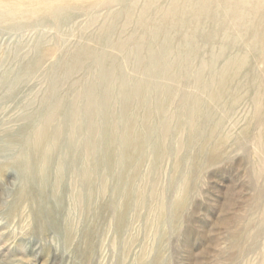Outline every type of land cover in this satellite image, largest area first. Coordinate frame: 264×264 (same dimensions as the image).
Instances as JSON below:
<instances>
[{"label":"rangeland","instance_id":"obj_1","mask_svg":"<svg viewBox=\"0 0 264 264\" xmlns=\"http://www.w3.org/2000/svg\"><path fill=\"white\" fill-rule=\"evenodd\" d=\"M6 1L0 0V264H264V191L262 177L255 173L258 158L264 162V157L244 133L258 116L245 100L228 115L206 91L192 84L203 52L211 47L203 50L196 43L191 55H181L177 71L182 75L175 82L162 78L151 64L146 67L151 70L135 72L125 55L134 44L124 35L138 32L119 31L124 16L114 29L103 32L106 9L80 6L59 11L58 22L49 19L32 25L9 15ZM131 11H125V16ZM107 38L112 39L108 44ZM83 47L106 58L107 69L115 60L120 75L142 83L152 106L165 99L164 92L172 93L169 102L164 100L161 116L151 110L152 125L143 130L148 132L146 144L135 151L130 145L136 166L122 160L124 145L118 138L111 144L113 162L105 156L99 163L97 151H105L107 138L101 130L94 135L92 152L97 162L92 167L95 177L103 178V187L94 177L89 184L81 183L80 173L87 163L84 126L71 139V149L65 130L61 133L57 154L47 160L43 180L37 172L41 163L36 158L30 161L26 147L35 121L56 103L50 93L52 78L60 77L68 61H78L66 65L76 86L63 95L61 110L77 94H85L83 83L92 75L87 67L95 59H87L82 67ZM173 47L174 53L182 48L176 41ZM235 47L238 51L239 45ZM246 58L247 71V64L255 59L249 54ZM33 64L32 71L23 72ZM208 70L204 69L202 78ZM255 70H262L259 61ZM62 80L56 81L58 90ZM190 98L202 103L210 115L207 125L197 122L189 134L177 121L184 117ZM114 107L118 125H129L131 121L124 122L120 115L128 114L129 107L123 109L119 103ZM167 116L174 122L163 137ZM211 122L216 134L203 142ZM220 133L226 134V142L218 158L207 161L209 147L217 144ZM17 134L15 147L3 144ZM59 154L64 156L61 180L54 170Z\"/></svg>","mask_w":264,"mask_h":264},{"label":"bare ground","instance_id":"obj_2","mask_svg":"<svg viewBox=\"0 0 264 264\" xmlns=\"http://www.w3.org/2000/svg\"><path fill=\"white\" fill-rule=\"evenodd\" d=\"M6 5L9 15L20 16L28 22L31 21L32 25L44 24L49 19H55V22H58L57 13L70 10V8L72 10L80 6L93 9L104 7L106 14L100 27L103 32L106 29H114L120 16H124L119 21L121 22L119 31L124 32L127 28H133L138 32L131 36L124 35L134 44V47L125 55L130 60L132 68L136 70L135 72L144 73L151 70L146 68L151 64L162 78L175 82L182 75L177 71V61L181 59V55L185 54L186 57L188 54L191 55L196 43L204 47L203 50L210 46V50L203 52V58L200 59L196 70L197 76L192 84L206 91L215 104H220L221 109L225 110L228 115L233 112V107L241 100L249 103L252 113L258 116V119L250 121L244 133L252 138L257 153H261L264 157V0H7ZM128 10L132 11L125 16V11ZM162 14L163 17L158 19L157 17ZM228 23L231 24L230 27L227 26ZM207 28L210 30L207 31ZM102 38L99 35L98 40ZM111 40L107 38L105 43L108 44ZM175 41L182 47L181 50L178 48V53H174ZM122 44V41L117 42L118 47ZM237 45H239L238 51H235ZM182 51H184L183 54ZM82 52L85 55L82 61L79 60L82 67L90 61L87 59H95L89 64V68L87 67V69L92 68V75L88 78L90 80L83 83L86 87L85 94L83 96L77 94L72 103L69 100L67 109L61 110L65 104L63 95L76 86L75 81H71V75L67 73L70 67L66 65L74 66L78 64V61H68L70 63H65L59 72L60 77L56 75L58 77L52 78L50 93L56 103L47 110L44 117L34 120L35 124L31 127L30 136L27 139L30 140L28 144L27 141L25 143L30 146H26L30 161L36 158L41 163L37 172L43 180L48 172L47 160L55 153L57 154L63 137L61 133L65 130L68 146L71 149V139L84 126L87 163L80 173L83 178L81 183L83 181L89 184L94 177V180L103 187V178L95 177L92 166H95L97 161L100 163L102 157L105 156L112 160L114 153H112L111 144L116 138L124 145V151H121L122 160L136 166L133 162L135 154L129 150L130 145L133 143L130 149L135 151L137 146L140 149L146 144L144 137L148 132H143V130L151 124V110L161 116L164 102L172 99V93L170 96V93L164 92L165 99L163 97L162 99L165 101L157 100L152 106L151 100L144 94L143 84L120 75L119 66L115 60H112L114 63L107 69L103 63L106 58L98 56L95 50L83 47ZM247 54L253 56L255 62L259 61L262 64V70H255V62L247 64V71L246 68L244 69ZM36 63L37 61L34 62ZM34 64L29 65V68L24 69L23 72L32 71ZM205 68L209 70L202 78ZM185 71L189 74L188 69ZM58 80H62L63 84L60 90L56 87ZM103 101H107L106 105L100 106ZM115 103H119L123 109L129 107L128 114H120L124 122L131 121L129 125L125 124L120 127L115 121L114 115L117 114ZM209 115L208 109L202 103L190 98L184 117L178 119L177 122L180 129L182 127L190 134L197 122L207 125ZM162 119L160 118L161 121ZM173 119L171 116L165 119L167 123L163 137L168 135L171 122H174ZM54 122L56 127L52 129ZM211 126L212 122L204 132L203 142L211 141L216 134ZM99 130L102 131L103 137L107 138L108 143L106 144L108 145L105 151H97L99 159L96 161L93 153L96 149L94 135ZM17 136L18 134L15 137ZM15 137L9 136L3 144L6 147L17 145L19 136L17 139ZM226 139V134L218 135L217 144L209 147L207 161H214L218 158ZM59 155L60 158L55 160L54 170L60 179L63 173L62 159L64 156ZM258 160L255 164V173L262 177V191H264V162L261 158ZM57 182H59L58 179Z\"/></svg>","mask_w":264,"mask_h":264}]
</instances>
